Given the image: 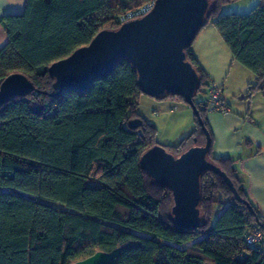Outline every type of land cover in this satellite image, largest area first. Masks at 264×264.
<instances>
[{
  "label": "trees",
  "instance_id": "obj_1",
  "mask_svg": "<svg viewBox=\"0 0 264 264\" xmlns=\"http://www.w3.org/2000/svg\"><path fill=\"white\" fill-rule=\"evenodd\" d=\"M150 1L26 0L22 15L0 18L8 38L0 49V83L22 74L35 88L0 108V264H74L117 249L109 264H264V246L244 242L253 228L264 234V217L234 161L212 150L205 104L212 83L192 53L193 42L185 54L200 79L193 102L211 140L207 159L253 213L220 177L206 172L200 177L198 229L174 225L171 193L139 164L142 154L160 145L157 129L138 112L143 94L129 61L118 62L84 92L52 96V63L88 45L98 32L118 29L119 17ZM232 1L210 0L205 26L210 22L232 61L255 76L244 93L250 102L264 91V2L248 15L219 16ZM169 98L184 103L176 96L158 101ZM193 120L187 137L161 147L177 157L205 144L194 114ZM132 121L138 122L135 129Z\"/></svg>",
  "mask_w": 264,
  "mask_h": 264
},
{
  "label": "water",
  "instance_id": "obj_2",
  "mask_svg": "<svg viewBox=\"0 0 264 264\" xmlns=\"http://www.w3.org/2000/svg\"><path fill=\"white\" fill-rule=\"evenodd\" d=\"M209 7L210 0H154L146 15L125 22L116 30L98 32L88 45L47 69L56 90L53 97L62 92H84L94 81L111 74L118 62L127 60L136 71L141 94L155 100L168 96L183 99L205 135V144L194 145L177 157L155 146L139 160L150 178L171 193V217L180 230L199 227L200 177L206 172L220 177L235 200L253 213L230 179L208 161L211 140L193 102L200 79L187 61L185 50L205 26ZM34 91L27 77L12 74L0 83V108ZM137 125V121H132L129 126L135 129ZM255 223L261 226L257 218ZM120 252H96L74 264H109Z\"/></svg>",
  "mask_w": 264,
  "mask_h": 264
},
{
  "label": "crops",
  "instance_id": "obj_3",
  "mask_svg": "<svg viewBox=\"0 0 264 264\" xmlns=\"http://www.w3.org/2000/svg\"><path fill=\"white\" fill-rule=\"evenodd\" d=\"M25 1L0 0V18L22 15ZM203 33L200 32L196 37V39L201 37L197 46L194 45L196 39L194 40L191 47L192 53L206 71L209 82L216 86H223V100L230 109L228 114L211 111L206 114V121L213 135L212 150L214 155L234 161L235 169L246 181L249 198L264 217V91L256 93L250 102L238 104L236 111L233 112L234 108L226 99L244 94L247 86L254 84L255 76L237 63L230 66L232 55L231 60L228 59V48L219 34L217 38L214 34L202 36ZM7 42L8 38L0 25V49ZM209 59H216V62L220 63L218 69L226 74H221V77L216 75L214 72L216 66L209 64ZM228 62L230 63L227 66ZM222 76H225V79ZM140 97H138V112L157 129V143L160 146L177 144L188 136L181 137L179 132L187 115V110L181 102L169 103L168 99H165V101L157 100L159 102L157 103L148 98L141 100ZM189 127L190 125L187 126L186 132L194 129ZM160 132L163 133L160 134Z\"/></svg>",
  "mask_w": 264,
  "mask_h": 264
},
{
  "label": "rangeland",
  "instance_id": "obj_4",
  "mask_svg": "<svg viewBox=\"0 0 264 264\" xmlns=\"http://www.w3.org/2000/svg\"><path fill=\"white\" fill-rule=\"evenodd\" d=\"M264 0H236V1H232L230 3H227V4H224L220 11H219V16H228V15H233V14H236V15H248L251 13V11L261 2ZM201 32H204L202 36H205V35H209V34H214L217 38H219V33L217 32V30L213 27V25L209 22ZM211 32V33H210ZM201 38V37H200ZM200 38L199 39H196L195 42H194V45L197 46L200 42ZM219 40V39H218ZM221 42V41H220ZM194 46V47H195ZM227 50V49H226ZM230 51L228 50L227 51V56H228V59L231 60V54L229 53ZM215 55V54H213ZM230 57V58H229ZM215 60V61H214ZM214 60H210L208 61L209 64H212L214 66H216V68L214 69V72L216 75H219V77H221L220 75L221 74H226L224 71L223 73L218 69L220 63L219 62H216V59ZM231 64L230 66H232L235 62H233L232 60L230 61ZM227 64V66L229 65V63ZM229 69V67H228ZM223 79H225V76H222ZM219 87H221L223 89V86L219 85ZM224 91V89H223ZM141 96L140 99L143 100L144 98H148L149 100L153 101V102H157V100L155 99H152V98H149V97H144V95H139ZM261 96V95H260ZM202 96H198V98L200 99ZM176 100V101H175ZM228 101V103L231 105V107H233L232 111L235 112L236 110V106H238V104H242V103H245V102H249V100H246V98L244 97V94H242L241 96L238 95L237 97L235 98H232V97H229V99H226ZM253 100V99H251ZM262 100H263V97H262ZM165 101V100H164ZM169 103L171 102H181L180 100H178L177 98L175 99H172V98H169L167 100ZM159 103V102H157ZM182 106L185 107V110H187V115H185L184 119L185 121L183 122V126L180 128L179 132L181 134V137H184V135H189V133L191 132L188 131L186 132L187 130V126L190 125L189 129L192 127H194V120H193V113L191 112V110L189 109L188 106H186L184 103H182ZM143 111V110H142ZM186 112V111H185ZM144 113H146V110H144ZM193 131V130H192ZM163 133V132H160V134ZM53 207L55 208H58V209H61L62 207L57 205V204H53L52 205ZM218 216L217 212H216V209H213V212H212V217L213 219L215 220L216 217Z\"/></svg>",
  "mask_w": 264,
  "mask_h": 264
},
{
  "label": "built area",
  "instance_id": "obj_5",
  "mask_svg": "<svg viewBox=\"0 0 264 264\" xmlns=\"http://www.w3.org/2000/svg\"><path fill=\"white\" fill-rule=\"evenodd\" d=\"M153 5L154 0L119 17L120 25L146 15L152 9ZM205 104L208 111L211 112L220 114H228L230 112L229 107L223 100V89L214 84H210L208 88ZM244 242L250 248L264 246V234L258 228H253L245 235Z\"/></svg>",
  "mask_w": 264,
  "mask_h": 264
}]
</instances>
